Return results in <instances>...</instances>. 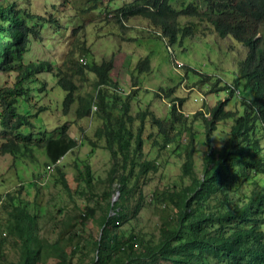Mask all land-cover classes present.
Instances as JSON below:
<instances>
[{"label":"trees","instance_id":"1","mask_svg":"<svg viewBox=\"0 0 264 264\" xmlns=\"http://www.w3.org/2000/svg\"><path fill=\"white\" fill-rule=\"evenodd\" d=\"M27 1L0 0V73H14L13 84L0 87V153L11 155L14 163L29 162L36 166H39L37 161L41 154L46 170L53 167L58 172L56 182L69 192L61 171L63 165L59 162L79 145L78 141L68 133V126L64 123L51 131H30L34 127L33 118L39 116L44 107L38 106L33 113L20 109L25 103L31 109V101H40L34 100L36 94L30 84L38 82L35 76L39 72L51 73L53 68L49 62L24 64L22 57L29 49L31 38L40 39L42 32L56 23L25 9L22 4ZM204 1L205 14L197 12L190 4L173 11L169 0H132L110 10L105 8L106 18L115 21L120 28L115 25L114 29L107 30L108 26H104L100 38L121 34L123 22L142 17L149 19L153 26L161 27L168 42L173 43L178 33L185 38L193 30V24L186 23L181 27L178 19L197 17L199 21L211 23L219 37H229L243 47L242 56L237 60L239 73L233 80L236 89L227 85L221 87L227 96L238 97L235 90L241 86L242 111L236 115L226 110L228 97L225 96L210 108L208 119L198 112L194 114L203 121L206 143L218 123L232 119L229 137L220 148L208 147L203 155L201 172L197 175L193 165L196 135L190 132V127L185 129L189 147L184 151L181 171L188 183L172 190L153 191L149 204L153 206L157 220L148 227L155 225L157 233H150L147 237L141 230H131L125 234L121 228L136 218L145 206L142 189L146 181L140 184V178L157 171L156 161L145 159L144 142L161 149L174 143L175 137L180 135L175 125L184 120L183 116L177 112L174 103L166 119L156 117L147 109L132 115L128 102L116 105V96L108 105L102 96V88L116 85L110 77L114 67L113 55L98 62L92 54L90 61L84 59L82 66L95 76L96 95L91 94L88 98L77 94L78 86L68 67H56L51 73L56 85L54 91H61L57 87L62 89L64 116L75 102L74 113L78 120L90 117L98 110L101 123L94 134L104 140L102 149L109 152L112 160L109 178L116 182L118 191L116 200L107 201L100 231L92 240L94 254L86 264H264V153L260 145L264 140V30L261 29L264 0ZM86 53L91 52L83 50V54ZM136 68L139 72L149 71L148 58L139 60ZM186 70L190 71L189 68ZM198 77L202 81L208 78ZM210 81L204 83H210L213 91L219 89L216 81ZM41 90V87L37 89L38 92ZM159 90L165 96L173 92L172 89ZM155 95L160 97L157 92ZM112 109H117L118 113L113 115ZM185 126L182 123V129ZM90 168L83 159L75 164V177L82 191L87 189L89 192L92 187ZM238 178L252 181V189L241 206L223 209V204L228 201L226 186L237 182ZM104 194L108 197L110 191H105L102 197ZM37 200L32 203L34 212H31L29 205L20 198L19 191L0 194V207H11L9 234L20 240H17L21 245L19 264H37L43 252L56 255L61 259L59 263L65 264V246L71 245L74 252L81 240L73 229L77 224L85 225L94 216L93 208L85 206L65 224L57 242L43 247V241L34 233L40 203ZM14 202H18L17 205ZM55 252H61V255ZM0 259H3L2 250Z\"/></svg>","mask_w":264,"mask_h":264},{"label":"rangeland","instance_id":"2","mask_svg":"<svg viewBox=\"0 0 264 264\" xmlns=\"http://www.w3.org/2000/svg\"><path fill=\"white\" fill-rule=\"evenodd\" d=\"M131 1L113 0L110 3L109 0H28L22 4L25 9L56 23L53 22L50 27H47L40 39L31 40L29 49L22 57V62L24 64L49 62L53 66L51 73L56 71V67H68L72 70L73 79L78 86L77 94L88 98L91 94L96 95L95 76L85 70L82 60L90 61L89 56L92 54L94 60L98 62L101 58L107 59L113 55L114 67L110 77L116 85L102 88V96L108 105L113 103L114 96L117 97L116 105L128 102L129 113L132 115L147 109L156 117L166 119L170 111L169 103L176 101L174 97L182 98L183 107L181 106L178 113L184 120L175 125L180 133L175 137V142L165 146L164 149L150 142H144L145 159L155 160L158 166L157 171L145 178H140V184L146 181L142 189L145 206L141 208L136 218L130 219L121 228L125 234L131 230H141L148 237L150 233H157L155 225L148 227L157 220L153 206L149 204L153 191L155 189L172 190L188 183L181 171L184 151L189 147V138L185 129L190 127V132L196 135L193 165L197 175L201 172L203 155L208 151V147L220 148L229 137L232 119L218 123L206 143L203 121L200 117L195 118L192 113L201 109L204 115L215 102L222 101L225 96V98L228 97L225 109L236 115L241 113L240 97L227 96L226 91L221 87L226 83L233 85V80L238 76L237 60L241 56L243 47L229 37L219 38L212 25L205 21H198L197 17L186 18L187 20L180 18L181 23H195L193 24L196 25L195 31L187 36L182 44L171 43L169 48L166 39L152 31L161 27L152 25L151 29L131 30L133 25L148 26L149 19L139 22L136 18L131 23L123 24L120 29L123 34L116 33L109 38H100L104 26H108L107 30L114 29L115 25L119 27L115 21L106 18L105 8L110 10ZM204 2V0H170L168 4L173 11H176L189 3L197 12L205 14L207 7ZM95 6L98 7L94 8ZM233 45L234 48H231ZM83 50L91 53L83 54ZM145 57L150 60V71L140 73L135 67L137 62ZM173 59H177L179 64H175ZM187 68H190V71H187ZM51 73L44 71L35 76L38 82L31 83L30 87L34 95L36 94L34 100L40 101L30 102L32 110L27 103L20 109L33 113L38 106L44 107L39 116L33 118L34 127L30 131H51L64 123L68 126V133L78 141L79 145L59 162L63 165L61 171L66 177L70 191L67 192L56 182L58 172L53 167H48L46 170L45 159L41 154L37 161L39 166H36L29 162L14 163L11 155L0 153V194L19 191L20 198L29 205L31 212H34L32 203L38 199L40 203L37 207L38 216L34 233L43 241V247L57 242L59 232L65 224L71 221V217L77 216L85 206L93 208L94 216L89 218L85 225L77 224L73 229L74 233L78 232L81 236L77 249L72 252L71 245H67L63 251L67 253L64 257L65 264L67 262L86 264L94 254L92 240L100 231V221L103 213L107 211V201L116 200L118 191L116 182L109 178L112 160L109 152L102 149L104 140L98 139L94 134L101 123L98 110L96 109L90 117L78 120L74 113L77 106L75 102L69 113L64 116L61 109L62 89L57 87L61 91H54L56 85ZM185 74L186 78H184ZM200 74L210 75L211 77L208 78H212V82L218 78L216 87L219 89L213 91L210 83H204L209 81L208 78L203 81L198 79ZM13 77V72L0 73V87L12 85ZM40 87L42 90L38 92L37 89ZM159 88L164 91L172 89L173 94L164 96L158 90ZM156 91L160 97L155 95ZM112 112L116 115L118 110L112 109ZM182 123L186 125L183 129ZM260 145L264 153V140L260 142ZM79 159L87 161L91 167L93 182L89 192L87 189L82 191L75 177L77 174L75 164L79 162ZM226 189L228 201L223 204V209H234L246 201L252 189V181H240L238 178L237 182L227 184ZM105 191H110L108 197L107 194L102 197ZM17 203L14 202V205ZM10 213V206L0 207V250L3 255L0 264H19L20 261L21 245L17 241L19 239L9 234ZM33 247H36L35 243ZM55 254L61 255V252H55ZM42 255L37 264H61L59 263L61 259L56 255H50L47 252H43Z\"/></svg>","mask_w":264,"mask_h":264},{"label":"clouds","instance_id":"3","mask_svg":"<svg viewBox=\"0 0 264 264\" xmlns=\"http://www.w3.org/2000/svg\"><path fill=\"white\" fill-rule=\"evenodd\" d=\"M170 1V0H169ZM189 4V3H188ZM188 4H186V5H188ZM190 5H192V4H190ZM193 6V5H192ZM182 8V7H181ZM177 10H179V9H177ZM139 19V22H143V20L145 21V19H143L142 17H135V18H130V20L129 21H127V22H123V24L124 23H131L134 19ZM181 18H184V17H181ZM187 18V17H186ZM186 18H184V19H186ZM187 20V19H186ZM185 20V21H186ZM198 20V19H197ZM178 21L180 22V24L182 25L181 27H183V25H185L186 24V22H184V23H181V21H180V18L178 19ZM199 21V20H198ZM206 22V21H205ZM190 24H195V23H191V22H189ZM207 24H209V25H212L211 23H209V22H206ZM127 25V24H126ZM152 26V24L151 23H149V25L147 26V25H143L142 27H135L134 25H133V27L131 28V30L132 29H139V28H142V29H145V28H147V29H151L150 27ZM195 26L196 25H193V30H192V32L193 31H195ZM213 26V25H212ZM147 29H146V31H147ZM262 30L264 29V25L262 26V28H261ZM157 30H161L160 32L159 31H157ZM213 30H214V32L217 34V32H216V30H215V28L213 27ZM152 31L156 34V35H162V37H164V39H166V43H167V46H168V48H169V46H170V44L171 43H169L168 42V39H167V37H165L164 36V33H163V30L162 29H160V28H155V29H152ZM121 34H123L122 32H120ZM192 34V33H191ZM190 34V35H191ZM218 35V34H217ZM189 36V35H188ZM187 37V36H186ZM185 37V38H186ZM219 37V36H218ZM185 38H183L182 36H181V33H178L177 34V37H176V40L173 42V43H177L178 45H180V44H182V42H183V40L185 39ZM219 38H221V37H219ZM32 39H34V38H31V40ZM31 44V43H30ZM30 46V45H29ZM26 53V52H25ZM24 53V54H25ZM241 56H242V53H241ZM241 56L239 57V58H241ZM146 58V57H145ZM148 58V57H147ZM141 60V59H140ZM148 60H149V58H148ZM173 61H174V63L175 64H179L178 63V61H177V59H173ZM172 61V62H173ZM84 62V59L82 60V63ZM139 62V61H138ZM137 62V63H138ZM174 63H172V64H174ZM149 66H150V60H149ZM180 66H182V65H180ZM136 68V67H135ZM190 69V68H189ZM136 70H137V68H136ZM150 71V70H149ZM139 72V71H138ZM147 72V71H146ZM141 73V72H140ZM200 76H203V77H211L210 75H208V74H200ZM212 79V78H211ZM218 79V78H217ZM214 80V81H216V82H218V80ZM226 83V82H225ZM225 85H227L228 87H230V88H234L233 87V85H230V84H228V83H226ZM162 89V88H161ZM234 89H236V88H234ZM120 90H123V89H120ZM159 90V89H158ZM164 90V89H163ZM239 88H238V90H235V95H237L238 97H236V96H232V97H236V98H239L240 97V92H239ZM117 92H118V90H116ZM157 92V91H156ZM121 93V92H120ZM173 94V93H172ZM165 96V95H164ZM174 98H176L175 100V102H173L174 104H175V108L177 109V112L179 111V109L181 108V106L183 107V105H182V103H184L183 102V100H182V98H179V97H174ZM182 101V103L181 104H179V102H181ZM172 104V103H171ZM171 104L169 103V108H171ZM94 107L95 106H93V109H92V112H93V110H94ZM210 110V109H209ZM198 113H200L201 114V116L203 117L204 115H205V118L206 119H208L209 118V111L207 112V113H204V115H203V112H202V110L201 109H199V111H197ZM197 112H195V113H197ZM195 113H192L193 114V116L195 117ZM191 114V115H192ZM169 117V116H168ZM117 199V198H116ZM114 201V200H113Z\"/></svg>","mask_w":264,"mask_h":264}]
</instances>
